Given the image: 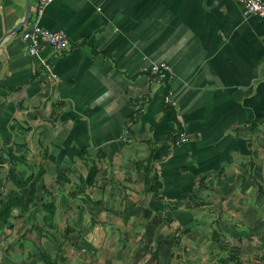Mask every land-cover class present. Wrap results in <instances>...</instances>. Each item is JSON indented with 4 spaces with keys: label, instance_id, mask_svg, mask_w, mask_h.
Segmentation results:
<instances>
[{
    "label": "crops",
    "instance_id": "1",
    "mask_svg": "<svg viewBox=\"0 0 264 264\" xmlns=\"http://www.w3.org/2000/svg\"><path fill=\"white\" fill-rule=\"evenodd\" d=\"M40 1L13 32L27 0H0V176L44 168L37 198L45 187L55 206L44 229L55 237L65 219L69 236L90 238L167 215L182 230L213 216L247 231L264 209V17L235 0H51L37 16ZM35 22L65 32L69 48L29 56L21 34ZM160 63L175 121L145 72ZM81 151L96 158L92 185ZM25 227L13 211L4 235ZM113 240L102 235L98 250Z\"/></svg>",
    "mask_w": 264,
    "mask_h": 264
},
{
    "label": "rangeland",
    "instance_id": "2",
    "mask_svg": "<svg viewBox=\"0 0 264 264\" xmlns=\"http://www.w3.org/2000/svg\"><path fill=\"white\" fill-rule=\"evenodd\" d=\"M259 205L262 207L264 203ZM256 214L255 221L247 231L240 227L238 231L224 230L220 226L224 222L222 217L205 216L204 224L185 233L182 228H175L177 224L165 214V222L162 216L154 229L149 228L147 231L142 225L147 224L146 216H136L127 224L125 231H111L108 228L98 237L97 233H92L90 238L82 232L83 238L76 239L73 235L64 238L61 230L54 234L56 241L37 238L35 231L29 232V223H25L27 227L22 232H11L4 238L0 237V264H32L31 257L41 264V250L51 254L52 258L58 250L61 251L64 261L59 264H152L153 250L158 252L159 264H181L182 261L219 264V259L232 253H237L243 264H264V209L260 208L259 212L256 210ZM174 231H177L176 236ZM213 232L217 235V243L213 241ZM106 234L115 241H105L104 251L98 250L97 245L102 235Z\"/></svg>",
    "mask_w": 264,
    "mask_h": 264
},
{
    "label": "trees",
    "instance_id": "3",
    "mask_svg": "<svg viewBox=\"0 0 264 264\" xmlns=\"http://www.w3.org/2000/svg\"><path fill=\"white\" fill-rule=\"evenodd\" d=\"M168 81L169 80L166 81L164 86L163 99L168 94L169 91ZM168 110H169L170 119L175 121L174 118L175 114L171 105L170 107H168ZM75 155L78 156V158L80 159H83L84 157L87 158V160H84L87 168V175L84 181L87 185H92L97 175L96 158L90 156L85 151L75 153ZM44 173L45 170L42 167H39L35 174H30L25 179H21L15 176L11 172L2 173V175L0 176V180L3 181L2 191L5 197L4 200L0 202V237L4 235L5 230L9 229L11 226L12 212L17 211L19 212V216L21 217L23 222L27 224L29 223L30 225L29 232L32 230L35 231V233L37 234V238L39 239L51 238L53 239V241H56L55 237L44 229V226H51L50 223L53 224L55 223L54 222L55 206L53 204V200L51 199V193L49 192L48 189L42 187V195L39 199L37 198L38 185ZM159 188H160V183L155 181L154 186L152 187V191L157 192ZM37 212L38 213L40 212V214L42 215L41 218L43 225H40L36 221L35 215ZM63 224H64L63 236L64 238H68L69 234L73 232V229L68 227V223L65 219L63 221ZM190 231H191L190 229L183 230V232L185 233H189ZM174 232L176 236L177 231ZM212 238L215 243L218 242L217 241L218 238L215 232H213ZM160 242L162 243V241ZM160 242H158V244ZM39 253H40L41 264H59V262L62 263L64 261L61 255L62 252L59 250L55 253L53 258L51 257L50 254L45 253L43 250H41ZM151 255H152V264H159L158 252L153 250L151 252ZM31 258H33L32 264H38V262L35 260L34 257ZM22 261L24 263L25 261L24 258H22ZM181 264H198V263L194 261H182ZM219 264H243V263L239 260V256L237 253H232L229 254L226 258L219 259Z\"/></svg>",
    "mask_w": 264,
    "mask_h": 264
},
{
    "label": "built area",
    "instance_id": "4",
    "mask_svg": "<svg viewBox=\"0 0 264 264\" xmlns=\"http://www.w3.org/2000/svg\"><path fill=\"white\" fill-rule=\"evenodd\" d=\"M51 0H41L36 10L37 16L42 14L43 8ZM241 7L242 12L245 15H254L258 17H264V0H235ZM21 39L27 44V53L31 57H37L40 51L44 48H50L54 53H62L70 46L68 36L63 31H50L39 25L36 22L28 30H25L21 34ZM44 68L47 78L52 84L57 83V77L52 73L51 67L48 63L41 62ZM145 72L156 81L159 85L165 86V83L170 78L171 68L166 63H160L153 65ZM164 102L169 105H173L167 95L164 97ZM183 139H178L176 143L182 142Z\"/></svg>",
    "mask_w": 264,
    "mask_h": 264
},
{
    "label": "water",
    "instance_id": "5",
    "mask_svg": "<svg viewBox=\"0 0 264 264\" xmlns=\"http://www.w3.org/2000/svg\"><path fill=\"white\" fill-rule=\"evenodd\" d=\"M29 16V0L26 3V11L23 20L14 28L13 32L18 31L27 22Z\"/></svg>",
    "mask_w": 264,
    "mask_h": 264
}]
</instances>
